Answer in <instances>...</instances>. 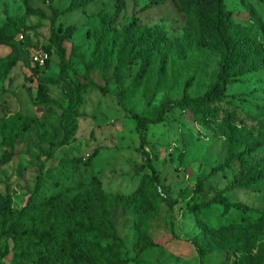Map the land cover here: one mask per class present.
I'll return each mask as SVG.
<instances>
[{"label": "rangeland", "instance_id": "1", "mask_svg": "<svg viewBox=\"0 0 264 264\" xmlns=\"http://www.w3.org/2000/svg\"><path fill=\"white\" fill-rule=\"evenodd\" d=\"M69 2L29 0L31 7L43 11L41 17L27 15L22 0H0V26L17 44L18 54L15 66L0 79V156L9 149L7 121L17 126L24 117L32 119L18 137L11 136L14 152L0 168V195L8 185L12 207L20 209L37 181L35 199H71L98 184L103 199L121 194L133 203L127 215H115L124 241L118 254L125 264H231L239 252L225 229L238 226L247 228L250 262L264 264V177L239 185L264 159L263 148L252 149L264 127V68L229 83L226 99L203 107L174 106L186 81L187 96L202 95L223 61L220 53L196 48L199 29L191 14L178 12L171 0L152 8L151 0H124L117 15L116 0H93L70 12ZM227 5L253 29L264 49V0H227ZM59 24L75 27L63 41V75L55 46L48 62L34 72L33 55L44 51ZM146 28L157 41L139 47L138 36ZM10 49L0 44V57ZM145 57L150 65L137 82ZM76 81L88 87L76 109L73 136L61 144L59 121ZM39 83L44 100L37 93ZM165 103L170 106L162 121L144 131L157 180L153 184L127 110L152 118ZM247 148L249 154H243ZM193 239H202L206 248L201 261ZM5 244L12 246L0 232V254ZM0 264L31 263L17 262L9 252Z\"/></svg>", "mask_w": 264, "mask_h": 264}, {"label": "trees", "instance_id": "2", "mask_svg": "<svg viewBox=\"0 0 264 264\" xmlns=\"http://www.w3.org/2000/svg\"><path fill=\"white\" fill-rule=\"evenodd\" d=\"M25 13L43 16V11L33 8L28 4L29 0H22ZM93 0H70L66 11H74L84 8ZM166 0H151L149 8L164 3ZM178 12L184 15L191 14L199 29V36L196 41V48L200 51L210 50L222 54L223 61L221 70L216 80L200 96L189 97L186 89L190 82H185V89L182 97L174 103V106L193 107L207 106L214 102L221 101L227 97V85L235 83L238 77L247 72H254L264 68V49L259 42L256 33L246 23L236 17L234 11L228 7L227 0H171ZM124 0H116L114 15H117L123 6ZM57 11H53L55 15ZM75 30L73 25L64 29L59 24L52 29L49 37V45L44 48L47 53L44 65L48 62L51 46H55V53L61 65V74L65 68V48L63 41L71 31ZM152 41H157L152 29L143 30L137 39V46L141 47ZM0 44L11 47L8 54L0 57V79L7 76L9 71L18 61L17 44L11 41V36L0 26ZM128 56H134L131 50ZM150 65V59L145 57L135 77L137 82L145 77ZM38 70L36 64L33 71ZM43 85L39 83L37 93L42 96ZM88 86L76 81L67 93V105L61 115L59 126L63 131L61 144L67 143L73 136L74 118L76 109L82 102V94ZM102 93L106 90L98 86ZM170 104L161 106L157 116L152 118L141 117L131 110H127L135 121V129L139 137V149L144 155L145 163L150 168L151 174L148 178L151 183H157L153 168L149 163V153L144 147V131L149 124H156L162 121L163 115ZM207 117V116H205ZM30 117L21 119V123L13 126L15 121L8 120L10 135L18 137L31 122ZM229 124L230 121H224ZM245 127V126H244ZM12 133V134H11ZM257 133V132H256ZM247 136H253L251 131L246 132ZM8 136V151L0 156V168L7 164L13 156V140ZM264 149V127L259 129L252 142V149ZM249 148L243 154H249ZM216 169L213 167L209 175ZM253 172L246 175L240 186L255 184L264 177V159L259 160L252 167ZM202 180L199 181L200 186ZM39 190L37 181L33 193L26 204L20 209L12 207V197L9 186H5L4 193L0 195V232L4 239H10L12 246L9 249L7 244L0 254V258L9 252L17 262L31 264H125L126 260L118 254L120 247L124 246L123 239L118 235L116 229L115 215L118 211L127 215L133 203L129 197L121 194H113L102 198L103 193L98 184L82 191L77 197L66 199L59 195L43 199H35L34 194ZM166 201L168 199L165 197ZM109 205L106 206L107 202ZM237 206V205H236ZM238 207V206H237ZM239 208V207H238ZM193 209V208H192ZM229 231L230 237L239 252V258L231 264H252L249 251L251 249L250 239L247 237V228L238 226ZM143 245H146V235H142ZM200 261L206 254L203 240H192ZM139 251V243L135 246Z\"/></svg>", "mask_w": 264, "mask_h": 264}, {"label": "built area", "instance_id": "3", "mask_svg": "<svg viewBox=\"0 0 264 264\" xmlns=\"http://www.w3.org/2000/svg\"><path fill=\"white\" fill-rule=\"evenodd\" d=\"M21 38V36H20ZM33 61L37 64V65H43L45 62V59L47 58V53L45 51H39L37 52L35 55H33Z\"/></svg>", "mask_w": 264, "mask_h": 264}]
</instances>
